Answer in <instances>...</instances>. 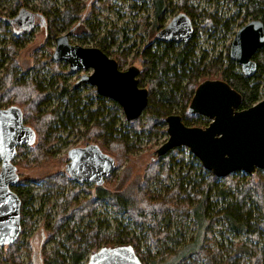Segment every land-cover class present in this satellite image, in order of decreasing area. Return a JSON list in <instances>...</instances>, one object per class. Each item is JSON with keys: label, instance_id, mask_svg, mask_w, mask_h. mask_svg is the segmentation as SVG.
<instances>
[{"label": "trees", "instance_id": "trees-1", "mask_svg": "<svg viewBox=\"0 0 264 264\" xmlns=\"http://www.w3.org/2000/svg\"><path fill=\"white\" fill-rule=\"evenodd\" d=\"M147 1L153 8V21L148 24L143 20V25L157 33L166 23V14L178 8L191 19L194 34L189 41L175 44L159 42L155 33L154 42L137 51L133 59L139 61V67L132 66L138 69V86L146 88L148 96L142 115L134 122L121 117L118 104L98 96L93 87L87 86L83 92L80 90L82 85L66 86L61 80V72L65 71L61 67L63 62H54L51 47L47 48L65 29L81 40L77 33L81 28L79 22L89 25L90 16L110 7L113 0L83 3L70 0L61 8L51 5L50 0H38V10L46 21L43 47L48 49V55L35 56L31 72L20 73L16 59L18 40L28 33L12 31L13 42L0 51V107L20 108L24 123L34 132V141L30 145L17 148L16 155L24 157L22 163L48 164L55 155L53 149L59 142L60 132L71 129L82 135L83 146L95 144L111 156L116 173L137 153L136 146L144 133L149 137L158 133L167 135L164 122L167 116L179 115L186 126L205 127L209 123L203 117L187 113L193 92L203 80L225 81L240 94L241 109L261 99L264 47L253 55L256 72L247 77L229 59L230 43L224 56L218 55L206 63V57L199 58L196 53V42L199 32L209 29L233 36V24L236 22L239 28L247 18L248 21L258 19L264 25V0H242L243 16L237 21L205 14L200 17L199 24L194 22L196 11L184 0L176 3L173 0ZM2 4L3 0H0V18L6 16ZM25 5L24 0H17L11 5L8 17H14L17 9ZM5 26L0 20L1 30L4 31ZM90 32L86 34L91 36ZM94 47L113 58L119 69L126 65L129 50L119 55L111 54L103 40ZM46 67L57 75L55 82L44 77ZM54 83L58 85L54 87ZM185 161L187 173H180L172 184L169 183L174 166ZM22 163L13 160L16 170ZM133 173L130 166H125L119 176L110 174L104 179V184L112 186L110 189L75 183L65 172L36 180L18 179L10 188L21 201L19 237L32 228L34 203L41 200L49 206L51 200L56 199L55 216L45 222L48 241L54 246L51 256L44 255L43 264H84L87 257L101 247L122 245H130L143 264H161L171 257L177 259L174 264H264V170H257L251 176L235 172L217 178L180 147L158 158L155 156L143 172ZM80 194L84 195L81 197ZM101 203L111 204L113 209L125 213L138 232L132 231L129 224L121 225V230L118 228L111 235L103 233L99 224L89 223L79 228L85 218L94 216ZM189 218L194 221L195 236L186 242L184 224ZM217 229L244 239L213 249L211 242ZM176 235L178 237L174 239ZM19 237L0 247V263L21 264L18 255L24 246ZM154 249L159 251L155 253Z\"/></svg>", "mask_w": 264, "mask_h": 264}, {"label": "water", "instance_id": "water-1", "mask_svg": "<svg viewBox=\"0 0 264 264\" xmlns=\"http://www.w3.org/2000/svg\"><path fill=\"white\" fill-rule=\"evenodd\" d=\"M18 33L35 27V15L21 8L9 21ZM194 34L193 23L185 13H178L156 33L161 43H185ZM54 62H65L70 71H88L75 86H91L98 96L114 100L127 122H134L147 105V89L138 86V69L118 68L116 61L97 47L69 43L67 35L54 40ZM264 47V25L251 19L234 33L228 49L231 61L240 72L252 77L256 72L253 55ZM242 98L225 81L205 79L195 88L187 107L189 115L209 121L205 127L186 126L179 115L164 119L166 140L156 149L158 158L175 148H186L200 165L217 178L235 172L254 175L264 170V85L261 99L241 109ZM34 132L23 120L16 106L0 107V247L15 242L21 232V201L11 190L18 180L13 160L17 148L30 145ZM115 171L114 159L95 144L72 148L67 152L65 174L75 183L97 187ZM3 264H11L5 262ZM86 264H143L130 245L101 247L88 256Z\"/></svg>", "mask_w": 264, "mask_h": 264}, {"label": "rangeland", "instance_id": "rangeland-1", "mask_svg": "<svg viewBox=\"0 0 264 264\" xmlns=\"http://www.w3.org/2000/svg\"><path fill=\"white\" fill-rule=\"evenodd\" d=\"M16 1L17 0H3L2 8L4 9L3 11L6 16L0 18V20L3 21L6 26L4 31L1 30L2 28L0 27V51L4 50L5 45L13 42L11 34L16 27L13 24L11 25L9 21L16 16L21 8H25L33 13L35 15L34 29L24 35L22 39L18 40L19 42L17 44L16 59L19 65L18 71L20 73H26L27 71L31 72L34 57H40L41 55L46 57L48 55L47 48L51 47V51H53L55 42L52 40L50 43L51 46H47V48L43 47L44 36L46 33V21H43V17L38 10V0H24L26 5L18 8L14 17H8L9 9ZM69 1L70 0H50L49 3L53 6L55 5L56 8H61ZM72 1L83 3L88 2L89 0ZM176 1L177 0H173V3H176ZM184 1L189 8L196 11L197 17L194 19L196 24L200 23V17L205 14L215 15L221 19L232 18L235 21L243 16L241 12L242 10L240 9V3L242 0ZM178 13L184 12H181L178 8H174L172 11L168 12L166 14L167 20L164 26ZM143 20L148 24H151L153 21V8L149 1L133 0L131 3L130 0H113V4L110 7H105L100 10L97 15L90 16L89 25L85 22H79V27L81 28L78 29L77 33L79 32L78 35L82 38L81 40L73 36V33L66 29L58 33L57 36L67 35L69 43L86 47H94L99 41L103 40L111 54L119 55L123 53L122 51L129 50L130 54H128L129 56L126 58V65L122 68V70H125L132 65L139 67V61L133 59L135 54L145 45L154 42L156 31H153L150 26L146 27L143 25ZM232 29L234 33L238 29L236 22L233 24ZM88 31H91V36L86 34ZM232 38V34L225 31L218 32L214 29L201 31L197 36L196 53L199 58L206 57V63L212 58L218 57V55L224 56ZM61 64L62 69H65V71L61 72V80H64L65 85L68 87H72L83 73H89L88 71H70L67 63L63 62ZM1 74L2 70L0 68V77ZM43 74L47 80L49 79L51 82L56 81L55 77L57 75H55V72L50 67H46ZM57 85V83H54V87ZM80 90L83 92L86 91L87 86L82 85ZM54 103L55 102H53V104ZM94 106L97 107V104L95 103ZM121 117H123L122 111ZM142 124H144V119H142ZM80 130H82V128H80ZM59 137V142L53 149L55 155L52 157V161L50 160L48 164L35 165L32 163L31 165H27L22 163L24 158L22 155H16L14 159L15 163H22L16 170L19 180H36L47 175L64 172V167L67 162V152L72 148L84 147L83 138L82 135L71 129L61 131ZM166 138L167 135L164 136L160 133L152 137H149L144 133V135L139 138L138 145L136 146L137 149H139L137 153L133 155V158L130 161L124 162L123 165L116 170V173L114 172L113 174L119 176L121 170H123L125 166H130L134 172L133 174L143 172L148 162L155 157L156 149L166 140ZM186 150L188 151V149ZM187 171V161L180 165H175L169 183L172 184L180 173L186 174ZM241 173L247 175L244 172ZM93 186L95 185L90 184L91 188ZM102 186L108 189L112 187L108 184H103ZM83 195L84 194H80L79 196L82 197ZM56 210V199H52L49 206L44 204L41 200H37L34 203L32 208V228L29 231H24L19 237L20 243L24 246V249L21 250L18 255L21 264H43L42 259L44 255H50L54 245L48 241L45 222L49 217L53 218L55 216ZM49 213L50 215H48ZM89 223H92L93 225L99 224L101 231L110 235L116 233L118 228L121 230V225L127 224H129L132 231L135 233L138 232L136 231L137 228L129 223V218L125 213L113 209L111 204L106 203H101L94 216L92 218H85L83 223L78 227L82 229ZM184 229L185 241L187 242L195 236L194 221L192 218H189L184 224ZM177 237L178 235H176L174 239ZM240 239H244V237H236L224 230L217 229L213 232L214 241L211 242V247L215 249L221 244L228 245L231 241H237ZM158 251L159 250L154 249L155 253ZM168 258L169 256L163 261ZM176 260L175 257H171L161 264H174ZM0 264H3V262ZM84 264L86 263L84 262Z\"/></svg>", "mask_w": 264, "mask_h": 264}]
</instances>
